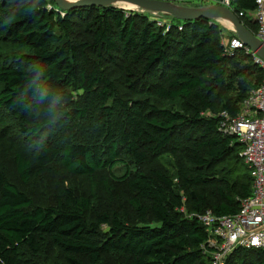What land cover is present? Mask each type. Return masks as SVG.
<instances>
[{
    "label": "trees",
    "instance_id": "1",
    "mask_svg": "<svg viewBox=\"0 0 264 264\" xmlns=\"http://www.w3.org/2000/svg\"><path fill=\"white\" fill-rule=\"evenodd\" d=\"M234 4L256 34V0ZM76 18L87 23L85 41ZM173 21L163 28L113 6L61 11L54 0H0V130L12 118L24 140L14 151L20 184L48 171L104 174L107 191L114 180L132 193L129 211L94 213L91 198L70 189L42 206L0 168V264H26L22 256L41 259L48 248L62 260L46 264L212 263L197 216L235 215L253 194L244 148L221 131V115L241 112L264 71L246 50L228 53L216 23ZM117 60L129 93L106 71ZM166 155L179 160L173 171L112 173ZM227 264H264V252L239 249Z\"/></svg>",
    "mask_w": 264,
    "mask_h": 264
},
{
    "label": "built area",
    "instance_id": "2",
    "mask_svg": "<svg viewBox=\"0 0 264 264\" xmlns=\"http://www.w3.org/2000/svg\"><path fill=\"white\" fill-rule=\"evenodd\" d=\"M203 6L218 5L243 17L235 11L234 0H191ZM257 24L254 34L264 44V0H256L253 14ZM159 27L169 28L171 24L160 18H153ZM182 30L181 27H179ZM223 46L228 53L246 50L264 71V61L250 48L244 46L237 34L227 39ZM221 117V131L234 135L243 146L245 164L253 177V194L241 203L240 211L231 216H217L213 211L198 215V220L206 228L209 244L213 249L211 264H227L228 258L239 249H254L264 252V81L243 102L241 112L233 116L224 112Z\"/></svg>",
    "mask_w": 264,
    "mask_h": 264
},
{
    "label": "rangeland",
    "instance_id": "3",
    "mask_svg": "<svg viewBox=\"0 0 264 264\" xmlns=\"http://www.w3.org/2000/svg\"><path fill=\"white\" fill-rule=\"evenodd\" d=\"M171 2L178 6L187 8H202L203 6L200 2L191 0H171ZM117 5L118 8L122 7L124 10L129 11V14L130 12H134V14L140 13L151 18L162 17L163 20L169 22V24H174L173 17L169 15L146 12L142 11L138 7L133 8L121 5L120 3ZM75 21L76 29L78 31L77 40L85 41L89 37V35L85 31L87 23L78 18H76ZM226 21L224 19L211 21L212 23H216L220 28L218 31L220 33L219 39L222 45H227V39L230 38L232 34H237L232 24L229 21H227L229 23H227ZM176 23H181V21L178 20V22L176 21ZM5 54L9 58H12V55H8L6 51ZM116 63L118 65L112 63L105 64L106 71L110 75L112 80L117 83L119 90L123 94L129 93L130 89L126 86L125 83L126 76L122 73V69L120 67L123 65V63L120 60H117ZM0 131L1 135L5 139L4 142L0 143V168H3L7 172L10 180L17 184L22 191L26 192L34 200L35 204L42 206L55 205L57 202V196L60 191L64 189H70L79 196H86L91 198L93 202L94 213H99L115 207H123L127 211L130 210V207L128 206V201L131 198L132 193L130 192L127 183L110 180L111 182H109V185L112 190L107 191V188L104 185V180L102 181L101 177L107 179L109 177L107 175L104 176V174L98 175L100 177L92 181L91 179L86 177H79L56 171H48L34 178L28 186L21 185L16 177L14 151L17 147L23 146L24 140L20 136V133L18 131L17 122L12 118H6L5 126H3ZM27 147L30 148L29 146ZM178 163L179 160L177 159V157H174L172 155H166L162 158L155 159L140 168H135L134 166L130 165L127 166L126 164H119L118 166H116L112 173H114L118 177H122L126 175L128 171H131L132 174L138 170L148 172L150 169L158 165H163V167H167L168 169H171L173 171L174 167H176ZM22 257L25 260L26 264H46L47 261L56 259L57 257L62 260V257L58 255V252H55L53 249L50 248L47 249V252L44 253V256L41 259H39L38 257H34L30 254H27ZM108 262L109 264L119 263V261L115 258H109Z\"/></svg>",
    "mask_w": 264,
    "mask_h": 264
},
{
    "label": "water",
    "instance_id": "4",
    "mask_svg": "<svg viewBox=\"0 0 264 264\" xmlns=\"http://www.w3.org/2000/svg\"><path fill=\"white\" fill-rule=\"evenodd\" d=\"M54 2L61 11H70L83 7H117V4L125 3L136 6L142 11L169 15L179 21L200 19L216 21L224 19L232 24L244 46L250 48L264 61V44L245 27L235 13L222 6L212 5L202 8H187L163 0H54Z\"/></svg>",
    "mask_w": 264,
    "mask_h": 264
},
{
    "label": "bare ground",
    "instance_id": "5",
    "mask_svg": "<svg viewBox=\"0 0 264 264\" xmlns=\"http://www.w3.org/2000/svg\"><path fill=\"white\" fill-rule=\"evenodd\" d=\"M69 1H71V0H69ZM121 5H125V6H129V7H133V8H137L136 6H133V5H129V4H125V3H120ZM118 6V5H117ZM226 21V20H225ZM227 22V21H226ZM227 23H229V22H227Z\"/></svg>",
    "mask_w": 264,
    "mask_h": 264
}]
</instances>
